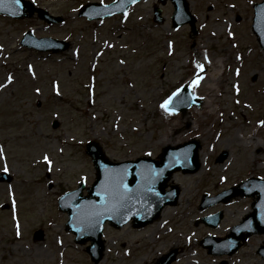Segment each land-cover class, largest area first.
<instances>
[{
	"label": "rangeland",
	"instance_id": "374dc122",
	"mask_svg": "<svg viewBox=\"0 0 264 264\" xmlns=\"http://www.w3.org/2000/svg\"><path fill=\"white\" fill-rule=\"evenodd\" d=\"M32 1L63 23L0 16V175L8 172L13 181L0 183V264H95L90 243H75L58 209L64 193L96 180L88 143L123 162L160 160L168 143L192 141L200 145L201 166L172 177L169 186L181 190L178 205L144 228L107 225L97 264H158L172 251L171 264H264V235L233 257L209 255L201 245L209 236L228 237L252 212V199L200 208L205 196L251 177L264 180V51L251 30L253 7L263 0H188L195 33L173 27L172 2L144 1L125 16L89 22L79 16L83 6L116 0ZM155 6L163 23L154 20ZM28 32L67 47L53 55L26 49ZM198 55L219 72L217 99L205 112L166 113L165 101L195 77ZM208 84L202 82L201 98ZM185 117L189 129L175 133ZM220 212L218 229L201 223Z\"/></svg>",
	"mask_w": 264,
	"mask_h": 264
},
{
	"label": "water",
	"instance_id": "95a60500",
	"mask_svg": "<svg viewBox=\"0 0 264 264\" xmlns=\"http://www.w3.org/2000/svg\"><path fill=\"white\" fill-rule=\"evenodd\" d=\"M141 0H118L112 5L89 4L81 12L90 20L104 19L116 14H126L129 7ZM166 4L168 0H160ZM175 13L173 24L181 27L191 24L195 30V19L190 13L189 4L186 0H171ZM35 9L31 3L20 0L16 4L14 0H0V14L22 19L31 16ZM29 13V14H28ZM42 13V19L54 23L59 19L49 17ZM155 20L163 22L161 10L156 9ZM253 32L264 50V2L255 6V19ZM23 45L35 48L42 52H62L67 46L63 42L52 40H35L28 36ZM193 104L187 89L181 90L173 98L170 109L175 112H186ZM200 145L196 141L184 144L179 147H166L160 156V160L138 159L134 162L112 163L97 143L88 145L87 153L91 156L97 179L92 188L88 190V196H83L85 184L72 193L64 195L59 201L61 211L69 214L67 228L77 236L78 244L91 242L88 248L92 260L99 263L105 251L103 241L104 227L107 222L120 229L130 221L135 227H145L158 220L162 211L167 206L178 204L180 190L173 186L167 191L169 182L173 175L181 171L184 174H194L200 169L199 153ZM226 155L219 158L224 162ZM10 182L8 176H0V182ZM237 197H253L252 205L254 212L247 216L244 222L232 230L230 236L225 239L209 237L202 242V246L209 250L211 255L233 256L242 246L254 235H264V181L250 179L239 187L225 192L215 199L205 198L201 205L206 209L220 202L229 203ZM223 213L216 216L204 218L202 222L212 228H218ZM259 254L264 257V247ZM175 251L168 254L158 264H171L175 260Z\"/></svg>",
	"mask_w": 264,
	"mask_h": 264
},
{
	"label": "bare ground",
	"instance_id": "6f19581e",
	"mask_svg": "<svg viewBox=\"0 0 264 264\" xmlns=\"http://www.w3.org/2000/svg\"><path fill=\"white\" fill-rule=\"evenodd\" d=\"M223 63L224 62H222V64ZM195 69H196V73H195L196 76L193 77L190 81H188L185 84V88L187 90L190 89V91H191L192 99H193L194 103L196 104L194 107V108H196L195 109L196 112H198V109H201V112H205L206 110L211 108V103L217 99V95H216L217 88L215 85V80H217V78L219 76V72H217L215 69H213V66L208 63L206 57L199 56V55L197 56L196 61H195ZM204 80H208V82H209V84L206 86L207 87L206 89L209 91V93L206 94L207 97L204 96V98H201L200 92H201V87L204 85V84L202 85V82ZM217 83H218V81H217ZM166 112H167V110H166ZM211 113H214V110H212ZM167 117H170L169 118L170 121L172 119L178 118V117L173 118L171 116H167ZM181 124L183 125V129L181 131L176 130L175 133H180V132L183 133V132L187 131V129H189V127H190L189 118L185 117L184 120L181 122ZM172 141H174V140H172ZM175 143L176 142H170L167 145L171 146V147H179L180 146V145H177V143L176 144ZM176 178H177L176 176L173 178V183L176 182ZM167 212H168V209L164 212L163 215L165 216V214Z\"/></svg>",
	"mask_w": 264,
	"mask_h": 264
},
{
	"label": "snow or ice",
	"instance_id": "6c2138e0",
	"mask_svg": "<svg viewBox=\"0 0 264 264\" xmlns=\"http://www.w3.org/2000/svg\"><path fill=\"white\" fill-rule=\"evenodd\" d=\"M14 2H15L16 4H19V3H20V0H14ZM172 103H173L172 99L169 98V100L165 101V103L162 105V107L168 109L169 106H170ZM171 110L174 111V109H171Z\"/></svg>",
	"mask_w": 264,
	"mask_h": 264
}]
</instances>
